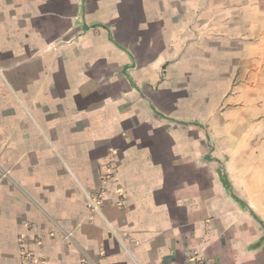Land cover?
Returning a JSON list of instances; mask_svg holds the SVG:
<instances>
[{
  "label": "crops",
  "instance_id": "1",
  "mask_svg": "<svg viewBox=\"0 0 264 264\" xmlns=\"http://www.w3.org/2000/svg\"><path fill=\"white\" fill-rule=\"evenodd\" d=\"M23 248L264 264V0H0V264Z\"/></svg>",
  "mask_w": 264,
  "mask_h": 264
},
{
  "label": "built area",
  "instance_id": "2",
  "mask_svg": "<svg viewBox=\"0 0 264 264\" xmlns=\"http://www.w3.org/2000/svg\"><path fill=\"white\" fill-rule=\"evenodd\" d=\"M93 202V201H92ZM93 204L96 207V204L93 202ZM66 237H71V234L69 232H66ZM189 261L191 264H212L209 261L204 260V258H197L196 256H190L189 255ZM22 264H43L42 261H40L34 252L31 250L23 248V261Z\"/></svg>",
  "mask_w": 264,
  "mask_h": 264
},
{
  "label": "rangeland",
  "instance_id": "3",
  "mask_svg": "<svg viewBox=\"0 0 264 264\" xmlns=\"http://www.w3.org/2000/svg\"><path fill=\"white\" fill-rule=\"evenodd\" d=\"M240 75V74H239ZM239 78V77H238ZM235 80H236V77H235Z\"/></svg>",
  "mask_w": 264,
  "mask_h": 264
}]
</instances>
